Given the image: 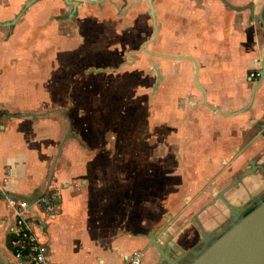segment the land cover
I'll use <instances>...</instances> for the list:
<instances>
[{
	"label": "crops",
	"instance_id": "0c3cea01",
	"mask_svg": "<svg viewBox=\"0 0 264 264\" xmlns=\"http://www.w3.org/2000/svg\"><path fill=\"white\" fill-rule=\"evenodd\" d=\"M29 1L0 0V23L20 15L11 27L0 25V264H20L10 199L33 202L48 191L59 197L42 227L53 264H124L140 252L142 264H155L149 233L188 248L198 239L192 208L200 211L249 157L264 153V139L253 136L264 120V77L250 78L263 65L264 0H154L153 17L145 2L129 14L109 0L103 9L64 12V0H39L23 12ZM112 1L122 10L133 0ZM69 21L74 37L60 32ZM121 36L125 53L114 42ZM106 56L103 68L81 67ZM143 60L154 76L153 112L161 116L153 123L168 117L169 155L180 146L177 155L186 157L164 178L160 159L146 165L143 149L117 146L110 123L67 114L80 97L91 107L107 102L113 89L102 84L98 92L96 76H126Z\"/></svg>",
	"mask_w": 264,
	"mask_h": 264
},
{
	"label": "rangeland",
	"instance_id": "374dc122",
	"mask_svg": "<svg viewBox=\"0 0 264 264\" xmlns=\"http://www.w3.org/2000/svg\"><path fill=\"white\" fill-rule=\"evenodd\" d=\"M69 6L70 5L64 3L62 11L64 12L69 9ZM61 12L60 14H62ZM68 23L69 24H64V26H61L60 32L65 33L66 35L70 34L72 37H74V24H72L70 21ZM87 32L89 31L87 30ZM91 35H94V33ZM144 36V38L146 39L149 38L151 36L150 32L144 33ZM120 40L123 41V36L119 37V39H114V42L117 44V49L125 53L127 45L126 43H123V47H121L122 44L120 43ZM138 46L139 45H133L134 50H137ZM112 48L115 49V44L112 46ZM129 50H132L131 47L128 48V51ZM88 51H90V54L92 56L98 55L95 53L93 46H91L90 50ZM98 53H100V51ZM87 55L88 54H86V56ZM124 56L125 55H122V57ZM106 58L107 60H82L80 64L81 67H87L90 63H95L98 68H103V64L105 65L109 61L108 56H106ZM105 61H107V63H105ZM111 62H113V65H115L118 64L120 60H113ZM142 63L143 64L137 66V68L135 66V69L133 70H131V67H128V69L126 70L128 71L126 76L116 74L106 75L105 78L101 75L96 76L95 80L97 82L95 83L98 92H100V87L102 86V84L105 86L109 83L108 85H110V87L113 89L112 95H110L108 98L106 97V93L104 95V99H107V102H102L96 107H91L87 102L83 100V98L80 97L77 99V105L75 107H70L67 111V114L70 115L71 119H101L103 123H110L107 128L109 129L110 136L113 135L114 137H116L118 135L117 146L126 147L130 150L132 149V151L136 150L137 148L143 149L145 159L144 164L146 165L157 163L158 159H160L159 164L161 167V174L164 178V174L169 173L167 170L168 168H170V164H173V168L176 165H181V161L185 162L186 157L177 155L178 153H180V146H177L176 150H174L176 155H169L168 147L170 137L168 129L169 122L167 120L168 117H165L166 115L163 114L165 116L162 117L160 122L159 120H156L157 122L155 121L156 123H153L154 119H158V117H161L160 115H158V113L156 114V116L153 112L152 92L153 86L155 84L154 76L151 73V68H149L150 62L147 60H143ZM66 67L73 68V60H68ZM117 73L119 74L120 72L117 71ZM68 76L70 75L60 76V81H66ZM122 77L123 79L121 80ZM70 79L72 80V78ZM86 83H88L87 80ZM121 100L123 102H121ZM60 103L65 104V101H60ZM62 104L60 105V107L63 106ZM64 106H66L67 108L68 104L66 103V105ZM60 119H62L61 113ZM121 137H123V140L125 141L121 142ZM165 191L166 190L162 188V194H164ZM198 209V205L192 208L193 213L196 214ZM161 215L162 217L166 215V211L163 206ZM164 222L165 221L163 219L162 224ZM173 239H171V236H162V242L164 245H166L169 240ZM153 253V262L156 264L160 256L156 249L153 250Z\"/></svg>",
	"mask_w": 264,
	"mask_h": 264
},
{
	"label": "water",
	"instance_id": "95a60500",
	"mask_svg": "<svg viewBox=\"0 0 264 264\" xmlns=\"http://www.w3.org/2000/svg\"><path fill=\"white\" fill-rule=\"evenodd\" d=\"M37 1L39 0H30L23 12ZM66 3L74 6L78 5V2L72 0H66ZM262 9L264 12V6ZM19 17L20 15L13 21L0 23V25L11 27ZM262 23L264 24V20H262ZM261 69L262 76L264 77V59ZM196 85L201 88L198 76H196ZM259 85L260 82L253 89L252 103L254 102V97ZM253 136L254 138L261 137L264 139V120L256 124ZM242 177L244 176L242 175ZM235 182L236 180L234 183ZM231 187L232 186L224 189L208 206L215 204L219 198H224L225 192ZM33 202H30V205H32ZM206 208L207 206L202 208L200 212L204 211ZM194 220L195 219H193V221ZM166 229L165 227L162 233L165 232ZM207 234L208 233L204 229L201 230V235L210 239L212 234ZM145 237L150 239L151 247H154L159 253L160 257L156 264H179L182 257L188 254V252L174 240H169L167 244L164 245L160 242L159 233H149L145 235ZM188 264H264V201L260 202L250 214L235 221L222 236L211 241L203 250L196 252L195 256Z\"/></svg>",
	"mask_w": 264,
	"mask_h": 264
},
{
	"label": "flooded vegetation",
	"instance_id": "af4514ba",
	"mask_svg": "<svg viewBox=\"0 0 264 264\" xmlns=\"http://www.w3.org/2000/svg\"><path fill=\"white\" fill-rule=\"evenodd\" d=\"M66 3V0H64ZM76 1V0H72ZM77 6L70 5L71 9L77 10L78 7L85 5H93L99 9L106 7V1H99L97 4L95 0L91 2L76 1ZM147 3L149 6V15L153 17L154 0H133L128 1L124 9L120 10L118 5L114 4V1L109 0V3L117 7L116 10L120 14H129L135 7L140 6L142 3ZM67 4V3H66ZM242 175L244 177H242ZM236 182L234 183V181ZM232 186L225 192L224 198H219L215 204L208 206L213 199L218 196L224 189ZM264 201V153L255 154L249 157L248 162L244 164L235 174H233L230 180L214 195V197L208 202L207 208L194 215L191 226L195 231V235H198V239H194L192 244L186 247L187 255L183 256L179 261V264H188L190 260L195 256L196 252L203 250L211 241L222 236L230 226L238 219L250 214L260 202ZM204 206V207H205ZM202 207V208H204ZM204 229L209 235L212 234L210 239L201 235V230ZM169 264V263H165Z\"/></svg>",
	"mask_w": 264,
	"mask_h": 264
},
{
	"label": "built area",
	"instance_id": "2783aa9c",
	"mask_svg": "<svg viewBox=\"0 0 264 264\" xmlns=\"http://www.w3.org/2000/svg\"><path fill=\"white\" fill-rule=\"evenodd\" d=\"M262 76V69L250 74V78ZM3 113L0 111V129ZM9 182L8 176L3 180ZM3 188L0 183V193ZM59 197L56 191H48L34 200L30 205L28 200L10 199L14 209L15 227L12 231L11 245L16 261L20 264H53L49 258L48 245L42 239L43 220L51 219L55 213ZM143 254L135 253L124 260V264H142Z\"/></svg>",
	"mask_w": 264,
	"mask_h": 264
},
{
	"label": "trees",
	"instance_id": "16d2710c",
	"mask_svg": "<svg viewBox=\"0 0 264 264\" xmlns=\"http://www.w3.org/2000/svg\"><path fill=\"white\" fill-rule=\"evenodd\" d=\"M1 111V110H0ZM3 114H4V112L3 111H1Z\"/></svg>",
	"mask_w": 264,
	"mask_h": 264
}]
</instances>
